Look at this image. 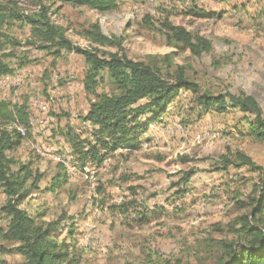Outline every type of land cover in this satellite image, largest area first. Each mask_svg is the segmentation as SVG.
Segmentation results:
<instances>
[{
    "label": "rangeland",
    "instance_id": "1",
    "mask_svg": "<svg viewBox=\"0 0 264 264\" xmlns=\"http://www.w3.org/2000/svg\"><path fill=\"white\" fill-rule=\"evenodd\" d=\"M41 3L75 45L86 48L81 32L97 23L120 42L97 46L102 55L118 50L163 69L181 66L202 91L253 95L264 117V0H118L117 9L105 13L56 0H0L5 15H31ZM194 5L213 15L190 14ZM165 19L211 41V50L194 56L168 44ZM29 35V25L17 19L0 23V61L9 69L0 74V102L23 105L27 115V125H0L23 136L6 151L12 171L21 165L31 171L20 207L36 223H54L53 237L68 244L77 264H215L222 254L217 241L237 237L231 224L247 212L264 177V142L249 130L252 116L230 107L202 112L191 92L181 90L139 136L138 149L101 148L99 158H83L67 135L73 132L85 150L94 143V127L83 119L90 103L84 58L34 48L26 43ZM104 77L99 94L112 90ZM237 151L255 167L215 169L222 155L233 159ZM61 174L66 180L52 191ZM5 199L0 185V207ZM6 225L0 211V264H22L3 236Z\"/></svg>",
    "mask_w": 264,
    "mask_h": 264
},
{
    "label": "trees",
    "instance_id": "2",
    "mask_svg": "<svg viewBox=\"0 0 264 264\" xmlns=\"http://www.w3.org/2000/svg\"><path fill=\"white\" fill-rule=\"evenodd\" d=\"M56 1L75 7H87L99 13L113 11L118 7V0ZM1 5L0 23L9 16V19H17L29 25L30 35L26 42L28 45L48 51L54 56L66 50L84 58L86 70L83 87L90 103L83 119L94 127V143L87 144L88 148L85 150L73 132L67 135L73 150L83 158H87L90 153L93 158H99L97 149L101 148L110 151L118 148L138 149L139 136L166 112L181 90L191 92L193 102L202 112L212 107L222 112L230 107L250 114L252 119L248 122L249 130L258 140L264 142L263 111L253 95L211 94L202 91L196 81L188 78L181 66L172 70L163 69L155 63L132 60L118 50L102 55L97 46H120V42L116 36L105 35L97 23L91 24L81 32L89 45L86 48L79 47L65 35L62 27L51 22L48 7L43 3L36 13L25 16L16 12L5 15ZM188 12L201 18L213 15L195 5ZM261 17L264 22V4ZM144 21L147 24L150 20L146 17ZM161 26L168 44H181L194 56H200L212 48L211 41L193 35L185 27L173 25L167 19ZM1 61L0 74H3L9 69L7 64ZM103 73L110 79L112 90L99 94L96 89L105 81ZM12 107L5 101L0 102V125L6 124L5 120L27 125L23 105ZM22 138L21 132L14 127L10 130L0 129V185L6 195L0 211L7 219L3 236L15 244L12 251L23 257L22 264H77L68 244L53 237L55 224L36 223L34 218L20 207L29 191L24 186L31 176V171L28 165H21L19 169L12 171L6 151L17 146ZM229 166L255 167L252 158L240 151L235 152L233 159L222 155L220 164L215 169L226 170ZM189 174L185 176V182L188 181ZM62 176L63 174L52 181V191L66 180V176L61 179ZM247 208V212L236 216L231 224V231L237 237L231 241H217L222 254L215 264H264V177L260 180L255 195L249 196Z\"/></svg>",
    "mask_w": 264,
    "mask_h": 264
}]
</instances>
